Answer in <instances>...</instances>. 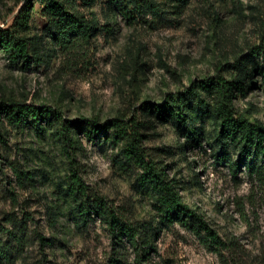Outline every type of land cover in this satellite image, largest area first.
I'll return each mask as SVG.
<instances>
[{
    "label": "rangeland",
    "instance_id": "374dc122",
    "mask_svg": "<svg viewBox=\"0 0 264 264\" xmlns=\"http://www.w3.org/2000/svg\"><path fill=\"white\" fill-rule=\"evenodd\" d=\"M26 1L0 0V28L28 47L0 46V264H264V150L237 171L243 143L222 137L211 88H241L233 110L264 135V0H77L95 29L70 52L38 0L13 27ZM113 120L137 123L220 241L169 212Z\"/></svg>",
    "mask_w": 264,
    "mask_h": 264
},
{
    "label": "trees",
    "instance_id": "16d2710c",
    "mask_svg": "<svg viewBox=\"0 0 264 264\" xmlns=\"http://www.w3.org/2000/svg\"><path fill=\"white\" fill-rule=\"evenodd\" d=\"M37 1V0H36ZM43 7V15L48 21V25L54 34L55 45L60 49L70 52L75 50L82 42H86L92 31L95 29L91 21L81 12L77 0H38ZM32 13V0H27L24 8L19 12L14 20L13 27L25 28L28 26ZM82 43V44H81ZM0 46L13 52L16 57H28V47L16 36L10 34V29L0 28ZM217 87L220 94L219 116L222 122L223 138L227 140H237L243 143L242 154L239 164L236 167L240 171L243 167L252 171L253 164L249 157L253 153L264 150V135L260 125L253 124L242 117H237L233 107V91L241 89L233 84L220 79L217 84H212L211 88ZM16 113L25 116L33 114L32 106H17ZM117 129L128 135L127 152L133 156L144 175L150 177L154 183L160 187L166 198L169 212L180 213L194 220L208 236L215 242L220 241L218 235L213 232L208 222L196 211L187 206L180 195L175 191L172 184L167 181L165 169L159 168L153 161L147 160V156L142 148L141 136L137 132V123L132 120L130 124H125L120 120L111 122ZM1 137V134H0ZM67 146L72 148V141L65 137ZM73 186L78 191L85 190L81 180L76 176L72 180ZM125 234L131 239L138 235L135 228L124 229Z\"/></svg>",
    "mask_w": 264,
    "mask_h": 264
}]
</instances>
